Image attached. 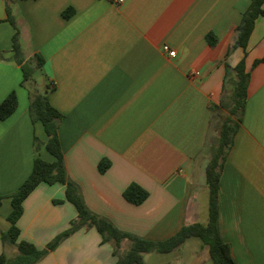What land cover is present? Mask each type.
Masks as SVG:
<instances>
[{
    "label": "crops",
    "instance_id": "0c3cea01",
    "mask_svg": "<svg viewBox=\"0 0 264 264\" xmlns=\"http://www.w3.org/2000/svg\"><path fill=\"white\" fill-rule=\"evenodd\" d=\"M249 3L0 0V103L16 95L15 109L0 119V254L16 253L14 244L1 241L10 226V194L29 175L36 156L54 160L45 149L42 124L29 115L30 86L22 84L12 52L16 29L24 61L34 54L43 58L33 77L37 71L45 75L40 89L47 87L50 104L61 114L58 138L67 178L92 213L150 241L207 222L208 159L201 151L226 113L219 106L224 61L234 66L243 58L247 97L219 178L217 225L235 264H264V62L253 64L264 56V14L255 19L246 47L226 56ZM210 32L213 44L206 38ZM163 44L175 56L164 52ZM192 71L199 73L191 76ZM104 160L108 165L100 171ZM130 183L148 192L139 204L123 196ZM22 206L18 239L38 248L77 216L61 182H40ZM200 241L191 236L168 252H147L144 264H207L208 247ZM129 246L124 238L119 251ZM113 248L95 227H82L35 264H114ZM184 248L195 249L191 258Z\"/></svg>",
    "mask_w": 264,
    "mask_h": 264
},
{
    "label": "trees",
    "instance_id": "16d2710c",
    "mask_svg": "<svg viewBox=\"0 0 264 264\" xmlns=\"http://www.w3.org/2000/svg\"><path fill=\"white\" fill-rule=\"evenodd\" d=\"M263 4L264 0H250L239 24L235 28L236 37L228 49L226 56L236 47H246L249 35L254 27L255 19L264 14ZM6 9L8 20L15 27L14 19L9 14L8 7ZM64 14L66 15L67 13ZM206 38L210 44H213L215 41V35L211 32L206 35ZM12 52L14 59L22 70V84L27 82L30 86V118L32 122L39 121L42 124L47 136L44 144L45 149L54 156V160L45 161L36 156L29 175L10 194L11 209L7 215L10 226L6 231L1 232V241L2 243L9 242L14 244L16 253L13 256H7L2 252L0 254V264H35L69 235L82 227L92 226L100 233L102 242L113 241V254L117 257L114 264H144L143 255L145 253L151 251L168 252L191 236L199 238L203 244L207 245L209 257L213 264H235L230 254L229 245L221 239L218 232L217 195L223 163L239 128L247 97L249 73L245 71L243 58L234 66H231L226 60L224 61L222 85L224 94L219 106L225 109L226 113L221 116L219 126L215 129V131L217 130V135L213 136V134L208 133L201 151L202 156H207L208 159L205 166V178L209 190L207 222L205 224L193 223L185 225L166 240L150 241L119 230L106 218L92 213L85 205L79 194L77 185L67 178L64 168L63 154L58 138V126L61 114L50 104L47 87L45 86L41 90L33 77L34 71L42 67L43 58L39 54H34L31 59L24 61L16 29L12 35ZM259 62H264V56L256 59L253 64ZM227 89H229L228 94H226ZM15 107L16 95L12 92L0 103V119L7 117ZM38 144L37 138L34 137V146L36 148ZM107 165V161H100L98 169L104 171ZM40 182L50 184L61 182L65 184V198L73 203L77 209V216L70 221L69 226L42 248H38L30 241L18 239L20 230L16 224L23 211L22 203L24 199ZM123 196L129 202L139 204L146 199L148 192L137 183H130L123 191ZM1 199L2 197L0 196V204ZM124 238L130 240V246L126 251L120 252V242Z\"/></svg>",
    "mask_w": 264,
    "mask_h": 264
},
{
    "label": "rangeland",
    "instance_id": "374dc122",
    "mask_svg": "<svg viewBox=\"0 0 264 264\" xmlns=\"http://www.w3.org/2000/svg\"><path fill=\"white\" fill-rule=\"evenodd\" d=\"M34 79L36 80V83L38 84V87L41 88L43 86V83L45 82V75H43V73L41 71H37L34 75ZM229 93V89L226 90V94ZM226 96V95H225ZM206 191L203 192V199H204V202H205V205H204V213H205V217H207V206H208V191L207 189H205ZM196 239V238H195ZM193 242V241H191ZM202 242V241H200ZM194 248H184L182 250V252L188 257V258H191L192 256V252H194ZM198 253H200V250H197ZM207 264H213L210 262H208Z\"/></svg>",
    "mask_w": 264,
    "mask_h": 264
},
{
    "label": "built area",
    "instance_id": "2783aa9c",
    "mask_svg": "<svg viewBox=\"0 0 264 264\" xmlns=\"http://www.w3.org/2000/svg\"><path fill=\"white\" fill-rule=\"evenodd\" d=\"M118 2H121L122 0H117ZM162 50L164 51V52H166L169 56H175V54H176V51L174 50V49H171V48H169V46L167 45V44H163L162 45ZM198 71H192L191 73H190V75L191 76H197L198 75ZM50 85L51 86H53L54 85V82H50Z\"/></svg>",
    "mask_w": 264,
    "mask_h": 264
}]
</instances>
